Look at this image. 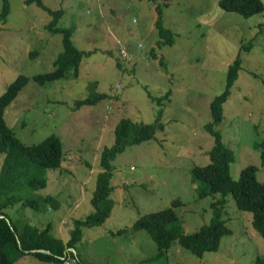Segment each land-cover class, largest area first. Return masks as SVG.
Listing matches in <instances>:
<instances>
[{
	"label": "rangeland",
	"instance_id": "1",
	"mask_svg": "<svg viewBox=\"0 0 264 264\" xmlns=\"http://www.w3.org/2000/svg\"><path fill=\"white\" fill-rule=\"evenodd\" d=\"M43 1L63 10L58 25L74 26L71 40L91 53L83 56L76 77L46 84L32 78L53 68L62 34L45 27L51 14L36 3L8 0V14L0 20V93L18 74L29 80L6 106L5 121L25 143L50 133L62 142V160L59 167L46 169V185L26 190L50 193L55 202L39 207L15 203L5 208L9 216L29 227L50 223L51 232L66 240L74 218L93 209L99 154L113 143L116 122L121 117L151 122L161 106L163 129L126 146L111 161L109 216L83 226L81 239L65 259L69 264H253L257 255L264 256V238L252 226L251 212L238 208L231 193L223 212L231 231L222 235L216 250L196 255L173 239L158 254L145 229L131 228L142 213L174 200H179L174 208L184 232L210 220L211 202L220 194L199 196L191 169L209 160L214 141L204 125L211 119L209 103L224 89L227 66L238 53L241 68L217 127L234 151L232 177L253 163L257 179L264 180V165L254 147L264 136V9L245 16L222 9L218 0ZM157 3L163 25L175 33L172 44L158 43ZM2 4L0 0V10ZM120 44L130 60L120 56ZM168 90L169 97L159 102L148 95L157 98ZM101 92L105 95L94 100ZM86 97L91 103L75 107L76 99ZM2 159L0 152V165ZM65 259L43 260L26 253L11 264H65Z\"/></svg>",
	"mask_w": 264,
	"mask_h": 264
},
{
	"label": "trees",
	"instance_id": "2",
	"mask_svg": "<svg viewBox=\"0 0 264 264\" xmlns=\"http://www.w3.org/2000/svg\"><path fill=\"white\" fill-rule=\"evenodd\" d=\"M34 2L51 14L45 27L51 32L62 34V49L53 60V68L48 71L33 74L32 78L41 83H48L59 77H76L84 55L91 50L78 48L71 40L74 26H59L58 20L63 12L61 8L53 9L43 0H25ZM219 6L227 11H235L248 16L261 12L264 9L262 0H218ZM157 16L154 26L160 36L158 43L172 44L175 33L165 27L161 20V6L156 4ZM9 11L8 0H3L0 10V20L4 21ZM152 55H156L151 50ZM241 56L238 53L228 64L224 89L215 94L210 103L211 119L205 122L206 130L212 134L214 141L208 149L209 160L204 164L194 165L191 169L196 180V191L199 196L219 193L212 202V215L207 223L191 232H184L174 205L162 209L149 211L139 215L132 223V229H145L157 246V253L163 254L173 239L196 255L204 251L216 250L222 235L231 231L223 218L226 195L231 193L236 206L251 212L252 226L264 238V180L256 177L257 165H244L233 178L230 164L234 160V151L222 138L217 125L223 119L224 102L230 95V88L237 78L241 68ZM161 65L164 61L160 59ZM29 80V76L18 74L0 93V152L3 153L0 165V264H11L26 253H31L43 260H63L71 248L82 237V227L96 225L104 221L110 214L113 199L111 192V175L113 171L112 159L126 146L148 140L155 136L156 131L163 129L160 113L157 110L156 118L151 122L134 120L130 117H121L114 126V141L111 145L103 146L99 154L100 169L96 173L95 186L90 202L93 209L82 218H74V225L69 231L66 240L55 236L50 230V223L44 227H29L23 221H14L5 210L6 206L19 203L21 206L30 205L39 207L54 203L55 198L50 193H26V190H36L46 185L45 171L48 168H57L62 160V142L55 133L46 135L36 143L21 141L14 130L6 123L4 111L10 101L16 96ZM105 93H96L94 100L101 98ZM153 100L168 98L170 90L159 97L148 93ZM75 107L91 103L86 98L74 101ZM259 151L260 163L264 165V136L254 142ZM25 189V190H23ZM23 192L21 195L19 192ZM119 231V230H118ZM42 249L48 250L42 251ZM253 264H264V256L257 255Z\"/></svg>",
	"mask_w": 264,
	"mask_h": 264
},
{
	"label": "built area",
	"instance_id": "3",
	"mask_svg": "<svg viewBox=\"0 0 264 264\" xmlns=\"http://www.w3.org/2000/svg\"><path fill=\"white\" fill-rule=\"evenodd\" d=\"M119 53H120V56L124 59V60H130V55L128 54V51L125 49V46L124 45H121L119 46ZM64 263L65 264H69V260H64Z\"/></svg>",
	"mask_w": 264,
	"mask_h": 264
},
{
	"label": "water",
	"instance_id": "4",
	"mask_svg": "<svg viewBox=\"0 0 264 264\" xmlns=\"http://www.w3.org/2000/svg\"><path fill=\"white\" fill-rule=\"evenodd\" d=\"M42 251H46V252H48V250H45V249H42Z\"/></svg>",
	"mask_w": 264,
	"mask_h": 264
}]
</instances>
